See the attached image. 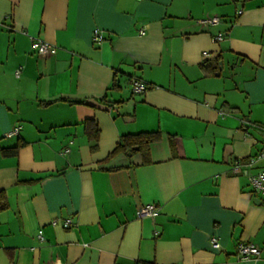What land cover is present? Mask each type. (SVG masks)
Returning a JSON list of instances; mask_svg holds the SVG:
<instances>
[{
  "label": "crops",
  "instance_id": "0c3cea01",
  "mask_svg": "<svg viewBox=\"0 0 264 264\" xmlns=\"http://www.w3.org/2000/svg\"><path fill=\"white\" fill-rule=\"evenodd\" d=\"M156 131L148 163L105 160ZM262 147L264 0H0V264H264ZM239 242L259 254L239 259Z\"/></svg>",
  "mask_w": 264,
  "mask_h": 264
},
{
  "label": "built area",
  "instance_id": "2783aa9c",
  "mask_svg": "<svg viewBox=\"0 0 264 264\" xmlns=\"http://www.w3.org/2000/svg\"><path fill=\"white\" fill-rule=\"evenodd\" d=\"M217 22H218L217 17H209V18L207 17V18L200 20V23L202 24H214ZM139 34L143 35L144 31L141 29L139 31ZM92 39L93 41H101L103 39V36L98 30L95 29L93 31ZM221 39H222V35L220 34L214 37V41H218ZM32 47L39 55H49V54L54 53L55 51V47L53 45L41 39H34L32 41ZM15 74L17 75L18 71H16ZM131 85H132V92L134 93L143 92L146 89V85L138 80L132 81ZM16 131H17V128H14L9 133V135L16 133ZM66 151L67 150H65V152ZM256 158H264V147H262L261 151L258 153V155H256ZM249 182H250L252 190L260 194L262 197H264V170H261L255 175H252L249 179ZM155 213H156V206L152 203L143 204L136 211V215L139 218L144 217V216H152ZM57 222H58L57 220H53L51 224L56 225L58 224ZM70 225H71V220L69 218H66L61 222V226L64 228H67ZM38 237L40 240L43 239L41 236V231H39ZM210 242H211L212 247L214 248H217L219 246L215 238H211ZM236 254H237V257L242 260L252 259L259 254V248L250 242H239L237 245ZM49 264H56V263L51 262Z\"/></svg>",
  "mask_w": 264,
  "mask_h": 264
},
{
  "label": "trees",
  "instance_id": "16d2710c",
  "mask_svg": "<svg viewBox=\"0 0 264 264\" xmlns=\"http://www.w3.org/2000/svg\"><path fill=\"white\" fill-rule=\"evenodd\" d=\"M200 66L202 70H204L206 73L211 74L217 70L218 60L204 61L201 63ZM78 103L84 104L91 108L106 109L109 106L108 103L96 99H83L81 101H78ZM84 131L88 137V140L92 143L91 149H95L96 141L99 135V130L94 120L88 119L84 122ZM159 137L160 134L158 131L123 134L119 137L114 149L108 154L105 160H108L111 157L120 153L127 154L130 152L132 155L138 153L141 157L142 163H148L150 161L149 160L150 144L158 140ZM20 146L21 143L17 144L12 148L3 149L1 153L3 155H14L17 153V150ZM6 207H7V203L5 197L0 194V210L5 209Z\"/></svg>",
  "mask_w": 264,
  "mask_h": 264
},
{
  "label": "water",
  "instance_id": "95a60500",
  "mask_svg": "<svg viewBox=\"0 0 264 264\" xmlns=\"http://www.w3.org/2000/svg\"><path fill=\"white\" fill-rule=\"evenodd\" d=\"M217 74H218V73H216V75H217ZM135 149H136V148H135ZM127 155H128V156H130V155H131V153L129 152V153H127Z\"/></svg>",
  "mask_w": 264,
  "mask_h": 264
}]
</instances>
